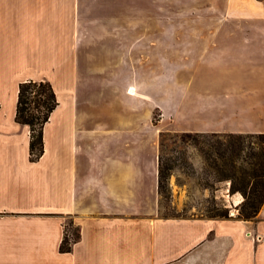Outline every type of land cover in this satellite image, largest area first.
Instances as JSON below:
<instances>
[{
	"label": "crops",
	"instance_id": "0c3cea01",
	"mask_svg": "<svg viewBox=\"0 0 264 264\" xmlns=\"http://www.w3.org/2000/svg\"><path fill=\"white\" fill-rule=\"evenodd\" d=\"M242 5L248 28L197 33L226 67L191 84L167 61L155 75L122 0H0V264H264V203L252 220L158 214L162 130L264 132V5ZM29 78L59 100L37 160L15 120ZM67 218L80 237L61 251Z\"/></svg>",
	"mask_w": 264,
	"mask_h": 264
},
{
	"label": "rangeland",
	"instance_id": "374dc122",
	"mask_svg": "<svg viewBox=\"0 0 264 264\" xmlns=\"http://www.w3.org/2000/svg\"><path fill=\"white\" fill-rule=\"evenodd\" d=\"M244 1L122 0V14L123 17L129 14L138 16L137 29L147 33L144 37L153 32L154 45L150 49L155 75L164 72L163 61H167L171 73L178 72L180 77L184 73V79L192 84L204 77H222L226 67L225 60L210 57L211 53L218 52L217 47L210 45L212 39L201 38L197 33L248 28V21L243 19ZM258 1L264 5V0H254V3ZM146 16L150 17L148 21ZM250 28H264V23L255 20L250 22ZM7 75L4 109L8 110L12 107L9 91L14 77ZM161 116V110L156 108L154 122L158 123ZM170 126L165 124L166 128ZM162 133L165 135L161 136ZM181 133L169 129L160 132L159 156L163 166L168 167L169 175L168 188L163 195L160 194L159 216L244 219L239 215L243 195L230 192L229 180H218L201 149L200 141L211 140L210 133H191L189 136H181ZM206 148L210 149V145ZM226 212L227 216L219 215ZM66 225L73 232L75 224L68 218Z\"/></svg>",
	"mask_w": 264,
	"mask_h": 264
},
{
	"label": "trees",
	"instance_id": "16d2710c",
	"mask_svg": "<svg viewBox=\"0 0 264 264\" xmlns=\"http://www.w3.org/2000/svg\"><path fill=\"white\" fill-rule=\"evenodd\" d=\"M59 103L52 83L47 79H25L18 84L15 120L28 126L30 131L29 153L31 160L44 153L43 131L52 111ZM205 135L204 133H195ZM165 134L162 133L161 136ZM191 132H182L189 136ZM211 140L200 141L201 149L218 180H229L231 193L240 192V217L254 218L264 203V132L210 133ZM210 145V149L206 148ZM168 167L159 156V193L168 188ZM221 213L220 216H227ZM70 222H72L70 220ZM73 223V222H72ZM74 224V223H73ZM80 237L79 226L73 232L65 225L61 251H70Z\"/></svg>",
	"mask_w": 264,
	"mask_h": 264
},
{
	"label": "bare ground",
	"instance_id": "6f19581e",
	"mask_svg": "<svg viewBox=\"0 0 264 264\" xmlns=\"http://www.w3.org/2000/svg\"><path fill=\"white\" fill-rule=\"evenodd\" d=\"M133 90H134V88L131 87V88H130V91L133 92Z\"/></svg>",
	"mask_w": 264,
	"mask_h": 264
}]
</instances>
